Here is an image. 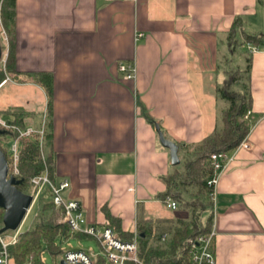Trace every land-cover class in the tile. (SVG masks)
Returning a JSON list of instances; mask_svg holds the SVG:
<instances>
[{"label": "crops", "instance_id": "obj_1", "mask_svg": "<svg viewBox=\"0 0 264 264\" xmlns=\"http://www.w3.org/2000/svg\"><path fill=\"white\" fill-rule=\"evenodd\" d=\"M16 11L20 74L6 75L0 110L19 107L39 123L48 97L23 74L51 72L54 172L70 180L66 196L91 223L167 229L182 215L158 198L176 166L157 128L194 145L222 127L208 81L236 19L240 34L264 33V0H16ZM250 58V132L217 185L215 264H264V50ZM125 63L135 79L120 70ZM30 85L43 95L36 109L3 96Z\"/></svg>", "mask_w": 264, "mask_h": 264}, {"label": "trees", "instance_id": "obj_2", "mask_svg": "<svg viewBox=\"0 0 264 264\" xmlns=\"http://www.w3.org/2000/svg\"><path fill=\"white\" fill-rule=\"evenodd\" d=\"M0 16L3 25L10 37V50L6 60L5 69L0 68V83L6 78V75H12L17 78L19 72L16 68V0H0ZM239 35L242 36V44L249 46L264 47V33L250 34L246 32L239 33V19H236L228 35V45L238 41ZM251 56L252 51L249 49ZM251 71V58L247 60L245 72L247 82ZM27 80L23 82H33L42 87L48 97V108L50 114V123L47 133V161L50 164V176L56 181L54 172V152L52 145V124L51 115L54 95V78L51 72H37L23 74ZM238 80L232 76L226 80L224 85L217 89L222 99L228 102V107L222 112V127L214 130L212 133L203 138V140L194 145L179 143V156L184 150L187 157L182 159V168L176 166L174 170L166 177L167 188L164 192L158 194V198L165 203L170 197L178 202V208L181 210H190V218L178 217L173 224L167 229L153 233L151 229L145 226L138 227L140 244V257L143 264H183L187 258L185 250V241L190 236H196L202 233H208L213 226V213L210 210L206 221L201 219V213L209 208V203L203 200L202 195L208 192L207 180L211 174L209 159L215 152L229 151L237 147L250 132V124L244 119L245 114L252 109L253 98L250 92L249 83L248 91L236 92L231 87ZM12 117L13 121L19 124L30 123L31 119L36 116L34 112H28L19 107H11L7 110H1ZM149 122L156 127L158 124L154 118L148 117ZM10 136L7 132L0 134V147L5 152L8 162L10 154L8 151V140ZM181 159V157H180ZM180 163V164H181ZM45 166L40 158L38 137L33 136L24 139L21 142V160L20 174L18 179L23 183L17 187L23 192L30 193V181L33 177L44 172ZM11 172V170H10ZM190 187L197 189L191 194L194 199L190 202L185 198ZM43 204V212L33 226L25 231H21L18 241L9 246V251L14 257L16 264H23L32 257L38 264L40 254L47 249L52 257L60 264V257L63 253L61 247L56 243L59 236L68 238H87L86 235L72 233L70 227L62 222L64 217L63 208L57 207L52 200V191L47 186L39 197L38 203ZM107 216L110 220L115 221V217L109 212ZM4 210L0 208V226L3 225ZM113 227V226H112ZM116 232L123 239H132L133 232L121 230V226L114 227ZM167 233L166 241H161V235ZM144 234V236H143ZM97 264H105V258L97 257Z\"/></svg>", "mask_w": 264, "mask_h": 264}, {"label": "built area", "instance_id": "obj_3", "mask_svg": "<svg viewBox=\"0 0 264 264\" xmlns=\"http://www.w3.org/2000/svg\"><path fill=\"white\" fill-rule=\"evenodd\" d=\"M127 2H137L138 0H123ZM143 33H138L136 39L142 37ZM0 42L3 49L2 60L5 69L6 60L10 48V37L3 25L0 16ZM7 49V50H6ZM252 52L264 50V47L250 46ZM6 51V52H5ZM0 61V62H1ZM120 70L124 72L125 78L133 80L136 77V67L132 63H125L120 65ZM6 77L1 83L0 88L9 80ZM252 110H249L245 116V120H249ZM50 123V114L48 104L41 114L39 123L19 124L11 118L5 117L0 113V129L7 132L10 136L8 140V151L10 154L9 175L17 177L20 174V160H21V142L24 139H29L33 136L38 137L39 154L44 162V172L33 177L30 181L32 191L29 193L33 196V202L30 207L32 210L35 203L38 202L42 190L49 187L52 191L53 203L64 210V217L62 222L66 223L72 233H79L86 235L87 238L95 240L101 247L100 253L90 248L88 250L82 248H74L69 244L70 249H63L60 260L64 259L69 264H97V257L105 258V264H143L140 257L139 234L136 232L132 239H123L116 232V230L109 225H100L91 223L87 220L82 208V203L78 199L66 196L67 191L71 187V182L68 178L54 181L50 176V164L47 161V133ZM245 139L235 148L229 151L215 152L209 159L211 174L207 180L208 194L213 203V211H215L217 185L222 174L225 172L229 164L233 161L236 151L240 147H246ZM11 170V172H10ZM168 208L176 210L178 202L172 198H168L164 203ZM28 209L25 219L28 217L31 210ZM30 210V212H29ZM24 219V220H25ZM23 224V223H22ZM22 226V225H21ZM21 226L14 230L13 235L6 240L4 235L0 234V264H16L14 257L9 251V246L18 241L21 233ZM1 228V227H0ZM216 230L214 225L208 233L190 236L185 241V250L187 251V258L183 264H215V241ZM79 242L83 238L76 237ZM168 238V234L161 235V241L164 242ZM71 238L65 239L66 241ZM40 261L46 264L44 251L40 254ZM23 264H38L32 257H30Z\"/></svg>", "mask_w": 264, "mask_h": 264}, {"label": "rangeland", "instance_id": "obj_4", "mask_svg": "<svg viewBox=\"0 0 264 264\" xmlns=\"http://www.w3.org/2000/svg\"><path fill=\"white\" fill-rule=\"evenodd\" d=\"M242 40H243L242 36L239 35L238 41L233 42L231 45H228L229 46L228 52L220 51L219 65L216 71L217 80L215 81L213 77H211L208 81L209 87L212 88L214 91L216 98V110L217 112L220 113L221 119H222L221 112H223V110L228 107V102L221 98L220 93L217 91V89L222 87L228 78L235 76L238 81L234 85H232L231 88L236 92L246 93L248 91L247 74L245 72V68L247 66V60L250 57V54L248 51L249 50L248 45L242 44ZM2 66H3V61L0 62V68H2ZM3 93H4L3 94L4 98L6 97L7 94H8L7 97L10 96L11 99L10 102L13 103L11 105H23L28 109H32V108L36 109L35 105L40 101V98L42 100L43 97L40 89L33 85L27 87H15L13 91L11 87H7V89H5ZM11 118L12 117H10V119ZM180 157H181V162L183 158L187 157L185 150L180 153ZM179 167L182 168V163L180 164ZM196 190L197 189L189 188L188 193L185 194V198L187 201L191 202L194 199V197L191 196V194L195 193ZM30 191H32V188H30ZM202 197L205 202H208L210 204L209 208L201 213V219L203 221H206L207 217L209 216L210 210L213 211V203L208 192L206 195L204 196L202 195ZM43 204L44 202H41V204L37 202L35 203L33 209L32 210L30 209L31 212L29 211L30 213L28 217L24 220L21 226V231L30 229L33 226V224L39 219L41 213L44 210ZM190 210L192 209L184 211L181 210L180 208H177L178 214H181L185 218H190L191 215ZM170 211H174V210L170 209ZM13 233H14L13 230H9L3 233L2 235H4L6 240H8V238L11 237ZM56 243L63 249L64 248L70 249L69 244H71L74 248H82L86 250L92 248L97 254L100 253L101 251L100 245L95 240L83 239L81 242H79L78 238H71L66 241L64 237L59 236L56 239ZM43 251H44V257L46 259V264H59L52 257V255L47 249H44Z\"/></svg>", "mask_w": 264, "mask_h": 264}, {"label": "water", "instance_id": "obj_5", "mask_svg": "<svg viewBox=\"0 0 264 264\" xmlns=\"http://www.w3.org/2000/svg\"><path fill=\"white\" fill-rule=\"evenodd\" d=\"M2 55L3 49L0 42V61L2 60ZM157 130L160 143L170 151L172 165H180L179 145L166 138L159 127ZM4 133L5 131L0 129V134ZM22 183V179L9 175L8 159L5 152L0 147V208L4 210L3 225L0 228V234L9 230H17L24 222L28 209L32 205L33 196L21 191L17 187ZM60 264L69 263L62 259L60 260Z\"/></svg>", "mask_w": 264, "mask_h": 264}, {"label": "bare ground", "instance_id": "obj_6", "mask_svg": "<svg viewBox=\"0 0 264 264\" xmlns=\"http://www.w3.org/2000/svg\"><path fill=\"white\" fill-rule=\"evenodd\" d=\"M31 207V206H30ZM30 209V208H29ZM30 211V210H29Z\"/></svg>", "mask_w": 264, "mask_h": 264}]
</instances>
